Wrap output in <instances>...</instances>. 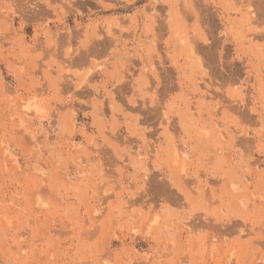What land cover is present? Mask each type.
<instances>
[{
  "label": "rangeland",
  "instance_id": "1",
  "mask_svg": "<svg viewBox=\"0 0 264 264\" xmlns=\"http://www.w3.org/2000/svg\"><path fill=\"white\" fill-rule=\"evenodd\" d=\"M0 264H264V0H0Z\"/></svg>",
  "mask_w": 264,
  "mask_h": 264
},
{
  "label": "crops",
  "instance_id": "2",
  "mask_svg": "<svg viewBox=\"0 0 264 264\" xmlns=\"http://www.w3.org/2000/svg\"><path fill=\"white\" fill-rule=\"evenodd\" d=\"M130 18L131 19V17H133V14H129V16H127L126 18Z\"/></svg>",
  "mask_w": 264,
  "mask_h": 264
}]
</instances>
